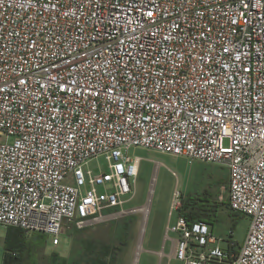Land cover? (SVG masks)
<instances>
[{
    "label": "built area",
    "instance_id": "obj_1",
    "mask_svg": "<svg viewBox=\"0 0 264 264\" xmlns=\"http://www.w3.org/2000/svg\"><path fill=\"white\" fill-rule=\"evenodd\" d=\"M135 147L227 167L251 220L225 248L179 215L175 259L264 264V0H0V224L59 245L123 209Z\"/></svg>",
    "mask_w": 264,
    "mask_h": 264
},
{
    "label": "rangeland",
    "instance_id": "obj_2",
    "mask_svg": "<svg viewBox=\"0 0 264 264\" xmlns=\"http://www.w3.org/2000/svg\"><path fill=\"white\" fill-rule=\"evenodd\" d=\"M132 152L142 157L134 197L123 209H106L102 217L85 228L68 224L59 245H53L52 236L42 234L46 242L37 252L38 264H48L53 253L66 255L76 264H89L88 242L111 248L106 264H182L173 257L175 249L171 252V240L177 239L178 234H166L165 228L176 223L184 199L189 198L203 200L204 204L219 203L213 231L222 239L221 246L228 247L232 228L234 240L240 244L245 241L251 220L245 215L230 214L227 186L222 188L227 169L156 149L135 147ZM88 168L105 171L108 167L103 159H98L90 162ZM176 191L180 198H176ZM174 204L178 209L172 208ZM6 230L7 226L0 224V264ZM36 234L39 233L26 232L28 238Z\"/></svg>",
    "mask_w": 264,
    "mask_h": 264
},
{
    "label": "trees",
    "instance_id": "obj_3",
    "mask_svg": "<svg viewBox=\"0 0 264 264\" xmlns=\"http://www.w3.org/2000/svg\"><path fill=\"white\" fill-rule=\"evenodd\" d=\"M202 202L203 200L193 198L184 199L180 213L190 221L203 220L214 226L219 203L217 201L213 204ZM227 205L229 207L228 202ZM230 211L232 215L241 214L231 209ZM45 242V236L42 234H36L28 238L25 230L8 226L4 240L3 264H38L37 252L45 247ZM86 248L89 254L88 261L92 264H106V260L111 254V248L108 246L97 247L95 244L88 242ZM49 260L48 264H68V259L59 255V253H53Z\"/></svg>",
    "mask_w": 264,
    "mask_h": 264
},
{
    "label": "crops",
    "instance_id": "obj_4",
    "mask_svg": "<svg viewBox=\"0 0 264 264\" xmlns=\"http://www.w3.org/2000/svg\"><path fill=\"white\" fill-rule=\"evenodd\" d=\"M142 162V161H141ZM209 164H211V163H209ZM215 165V164H214ZM217 165V164H216ZM219 166H221V165H219ZM221 167H223V168H225V169H227V167H225V166H221ZM140 170H141V163H140V167H139V174H140ZM227 173H228V169H227ZM138 177H139V175H138ZM154 179H155V177H153V181H154ZM228 180H229V174H227L226 175V177H225V184L224 185H222V188L224 189L226 186H228ZM136 181H137V179H136ZM136 185V184H135ZM152 190V189H151ZM227 197H228V190H227ZM104 213V212H103ZM103 213L102 214H100L96 219H93V220H97V219H99L100 217H102V215H103ZM179 215H181V213L179 212L178 213ZM179 215H178V217H179ZM178 219V218H177ZM93 220H91L90 222H89V224L93 221ZM88 224V225H89ZM86 227V226H85ZM85 227H83V228H85ZM167 227V226H166ZM165 233H166V228H165ZM167 234V233H166ZM150 242H152V241H150ZM176 243H177V239H172L171 240V252L176 248ZM64 257H66L68 260H67V263L68 264H76L75 262H73V261H71L70 260V258L68 257V256H66V255H63ZM89 264H92V263H90V261L88 262ZM101 263V262H100Z\"/></svg>",
    "mask_w": 264,
    "mask_h": 264
},
{
    "label": "bare ground",
    "instance_id": "obj_5",
    "mask_svg": "<svg viewBox=\"0 0 264 264\" xmlns=\"http://www.w3.org/2000/svg\"><path fill=\"white\" fill-rule=\"evenodd\" d=\"M146 211H147V209H146Z\"/></svg>",
    "mask_w": 264,
    "mask_h": 264
}]
</instances>
